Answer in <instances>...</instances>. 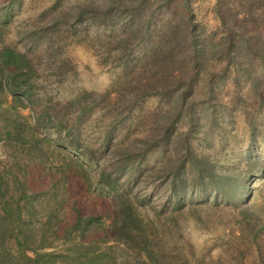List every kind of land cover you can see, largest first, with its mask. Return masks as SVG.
Listing matches in <instances>:
<instances>
[{
    "label": "rangeland",
    "instance_id": "374dc122",
    "mask_svg": "<svg viewBox=\"0 0 264 264\" xmlns=\"http://www.w3.org/2000/svg\"><path fill=\"white\" fill-rule=\"evenodd\" d=\"M78 1L84 0H0V46L25 52L36 69L26 87L27 106L19 112L30 123L40 111L57 121L54 126L37 123L35 136L45 138L40 149L19 154L21 162L38 166L29 168L32 188L44 198L46 189L67 175V166L75 165L68 142L73 136V149L88 152L89 158L78 159L86 171L84 184L79 177L65 179L71 195L70 201L64 196L63 218H72V200L84 213L107 215L114 194L126 188L148 199L137 210L152 229L148 242L156 259H146L149 264H264V83L256 91L248 80L235 82L233 72L223 71L224 81L214 84L221 102L211 106L205 85L198 83L180 114H168L169 97L145 95L134 101L131 95L146 83L145 75L133 69L150 46L146 39L133 40L130 51L118 58L117 29L110 22L92 23L88 14L81 23H60L42 36L28 37L30 29ZM183 1L171 5L179 12ZM185 1L201 35L221 29L216 0ZM153 6L150 19L160 25L167 16L163 6ZM258 71L264 76V70ZM163 117H170L167 126ZM60 120L62 127L57 126ZM145 137L151 140L139 148L138 140ZM133 144L137 151L132 156ZM8 151L0 143V158L7 159ZM100 172L110 179L118 176L115 191L92 181ZM103 220L108 222V216ZM121 258L131 264L141 259L134 250Z\"/></svg>",
    "mask_w": 264,
    "mask_h": 264
},
{
    "label": "trees",
    "instance_id": "16d2710c",
    "mask_svg": "<svg viewBox=\"0 0 264 264\" xmlns=\"http://www.w3.org/2000/svg\"><path fill=\"white\" fill-rule=\"evenodd\" d=\"M153 3L163 6L162 12L167 16L160 25L153 26L150 19L155 10ZM171 3L172 0L78 1L58 11L48 23L30 29L28 37L42 36L44 31L60 23L69 26L81 23L88 14L92 23L110 22L117 29L113 38L118 58L130 51L133 40L138 43L146 39L150 46L133 68L145 75L146 83L131 98L136 101L154 94L169 97L172 103L168 114H180V107L189 98L193 99L190 95L198 83L205 85V96L212 100L211 106L221 102L214 84L224 81L223 71L230 70L234 73L233 81L243 78L260 91L264 83V76L258 74L259 69L264 70V0H216L215 12L221 29L206 35H201L202 28L185 0L179 12ZM133 69L126 72L129 84ZM35 74L32 59L25 52L0 46V143L4 150H9L7 159L0 158V264H131L121 257L133 250L141 258L139 264H149L146 259H156L148 242L152 229L137 210V205L147 203L146 197L132 196L124 188L114 194L107 215L84 213L76 200H72L69 203L72 218H63L68 207H64V196L70 201L71 195L65 179L72 182L79 177L77 180L84 184L82 179L86 176L84 165L78 159L85 160L88 152L73 149L77 147L72 144L77 141L76 137L71 136L68 141L73 146L75 165L67 166V175L61 174L50 191L45 188L47 197L41 199L30 185L29 172L33 169L29 168L38 166L21 162L19 154L29 153L31 148L40 149V141L45 138L40 140L35 136L37 123L45 126H49L47 121L53 126L57 123L48 111H40L33 123L19 112L27 106L24 102ZM104 95L108 96L109 92ZM166 111L164 114L168 115ZM166 118L170 117H163V123ZM63 122L60 120L57 126L62 127ZM172 128V125L167 127L166 140ZM28 129L33 131L29 136L25 133ZM150 140L147 137L138 140L139 148ZM136 151L133 144L132 156ZM125 155L130 156V151ZM197 172L203 174L200 168ZM106 176L100 172L91 177L99 187L115 191L118 176L112 179ZM91 177L89 181L86 179V184L91 182ZM106 216L108 222L103 220Z\"/></svg>",
    "mask_w": 264,
    "mask_h": 264
}]
</instances>
